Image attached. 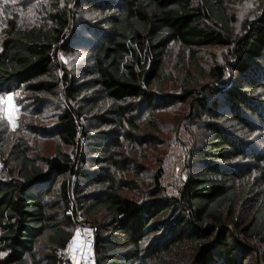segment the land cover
I'll return each mask as SVG.
<instances>
[{
  "label": "trees",
  "instance_id": "16d2710c",
  "mask_svg": "<svg viewBox=\"0 0 264 264\" xmlns=\"http://www.w3.org/2000/svg\"><path fill=\"white\" fill-rule=\"evenodd\" d=\"M56 2L18 0L26 7L22 19L15 13L6 17L0 28V93L26 85L24 89L41 100L57 96L62 88L74 105L58 116V142L77 147L74 154L57 147L52 156L38 161L25 141L11 143L17 170L9 171L8 181L0 180V264H38L30 258L40 238L54 248L47 264L69 263L71 258L58 254H65L74 237L78 213L86 219L101 216L98 226L86 232L93 235L97 264H243L242 251L253 245L261 252L260 262H255L264 264V163L256 169L239 162L263 158L248 149L244 137L264 126V114L255 104L264 89L258 73L264 61V2L261 13L239 32L225 0H117L107 7L98 3L107 30L86 68L87 81L78 87L66 71L58 77L52 68L56 52L74 36H67L73 30L72 12ZM216 46L227 49L223 62L200 65L195 50ZM173 47H178L176 68L182 72L192 65L198 72L178 74L180 94L169 100L190 101L202 109L200 116L211 120H201L202 133L186 165L200 168L187 173L178 196L167 197L161 195L160 170L148 186L149 179L119 161L120 139L105 131L88 134L78 120L94 110L100 125L138 132L137 105L139 111L155 108L158 100L164 107L174 103L152 93L163 89L170 77L166 70ZM199 77L205 82L199 83ZM211 89L221 95L214 96ZM82 90L87 97H80ZM81 138L88 144L89 159L78 155ZM127 173L137 176L133 186ZM255 173L261 179H254Z\"/></svg>",
  "mask_w": 264,
  "mask_h": 264
},
{
  "label": "rangeland",
  "instance_id": "374dc122",
  "mask_svg": "<svg viewBox=\"0 0 264 264\" xmlns=\"http://www.w3.org/2000/svg\"><path fill=\"white\" fill-rule=\"evenodd\" d=\"M0 0V28L5 26V19L7 16L15 13L18 18L24 14L26 7L18 3V0ZM27 2V0H24ZM45 0H42L44 2ZM196 1V0H195ZM117 0H59V7L72 12L74 16L72 21L73 30L67 32V36L74 33L70 39V44L62 46L56 52V61L52 68L55 74L59 77L65 71L69 74L71 83L78 87V85L87 81L86 68L92 62L94 50L107 30V18L99 9L101 3L104 6H113ZM264 0H225V4L236 16L235 29L237 32L241 31L243 24L246 21L253 20L261 13V7ZM49 9V8H48ZM46 10L43 11L45 15ZM178 47L172 48L171 63L169 64L166 73L170 75L169 79L164 82V87L161 90H152L154 97L162 95L165 100L171 99L172 95H179L181 86L180 81L176 80L178 74H182L189 69L195 76L198 72L197 66L193 68L192 65H185L182 72L176 68V50ZM227 53L224 47H210L207 49L195 50V57L197 62L202 66H210L214 63L223 62V58ZM65 68V70L63 69ZM259 75L264 78V61L259 63ZM185 77V76H184ZM186 79V77H185ZM199 83H204L203 77H199ZM188 82H192L193 78H187ZM193 83V82H192ZM26 85L12 89L10 92L0 93V98H4L0 102V180L8 181L11 178L10 172L16 173L17 166L14 161V153L11 150V143L22 140L25 141L30 154L38 161L42 157H50L54 154L58 147L63 152H70L74 154L77 146L69 147L59 144L57 135L58 116L66 109L72 106L63 93V89L57 92V96L46 95L41 100H37L30 92L25 90ZM83 86L78 88L82 89ZM215 95H221L219 91L211 89ZM92 91H88V95ZM159 93V94H158ZM85 91H81L82 98L87 97ZM11 96L9 101L7 98ZM201 97V96H200ZM98 101V100H97ZM174 102L167 106H163V101L158 100L160 104L155 105V108L147 109L140 107L138 111L134 112V120L139 124L138 132L133 133L131 128L125 127L124 130H114L116 127H109L108 125H100L99 120L93 118L94 110L87 112L84 118L79 121V128L84 127L86 133L97 134L100 131L109 132L113 139H117L119 143L118 148L122 151L119 161L128 163L134 173H139L141 178H147L150 181L147 185L151 186L153 174L157 170L162 173L161 177V195L167 197L178 196L182 182L185 180L188 172H195L200 168L199 165L194 167H187L189 164V153L194 141L197 139L202 131L200 127L204 125V121H210L211 117L207 115L200 116L198 105L192 104L190 101L185 103ZM256 107L264 114V89L260 91V100H256ZM81 98L78 100V105L84 104ZM73 109V108H72ZM11 117V119H10ZM202 117V119H201ZM204 120V121H201ZM250 121L256 123L255 119L250 118ZM119 136L120 138H117ZM243 137V134L240 135ZM247 143L251 145L250 150H256L260 157L259 162L241 160L242 165L247 167L252 166L258 169L263 167L264 163V126H259L251 137H244ZM141 143V144H140ZM77 145V144H76ZM197 145H202L201 143ZM133 148L132 151L129 150ZM131 151V152H130ZM78 155L88 158L91 153L88 151V144L82 138L78 141ZM238 160L232 161V163ZM90 162V161H89ZM85 168H89L88 162L82 163ZM259 173L253 174L254 179H261ZM129 185L133 186L137 176L130 173L125 174ZM146 184H142V189L146 190ZM133 189V188H132ZM139 199L144 198L141 194ZM241 216V215H240ZM90 219L80 213L77 214L76 223L74 226L73 246L70 249V254H62L64 260L67 256L74 259L78 263L79 257L75 256L77 253H88L92 250L89 245L84 242L80 230L79 222L82 221L87 226L85 230L91 231V228L101 220L99 214H95ZM77 224V225H76ZM230 225V224H229ZM231 226V225H230ZM259 246V243H255ZM253 245V244H252ZM54 253L53 246L45 239L40 238L34 248V258H30V262H37L38 264H47V257ZM260 251L253 246L242 251L244 256L243 264H257L260 262ZM4 253H0L2 258ZM81 259V258H80ZM255 259L257 262H255Z\"/></svg>",
  "mask_w": 264,
  "mask_h": 264
},
{
  "label": "built area",
  "instance_id": "2783aa9c",
  "mask_svg": "<svg viewBox=\"0 0 264 264\" xmlns=\"http://www.w3.org/2000/svg\"><path fill=\"white\" fill-rule=\"evenodd\" d=\"M86 226L83 222L79 221V230L83 235V240L85 243H87L92 249V253H82L81 259L78 261V264H95L96 256L95 252H93V247H94V240H93V235L90 233H86L87 231L85 230ZM73 246V239L67 244L66 252L67 254H70V249ZM66 264H73L72 260L69 263Z\"/></svg>",
  "mask_w": 264,
  "mask_h": 264
},
{
  "label": "crops",
  "instance_id": "0c3cea01",
  "mask_svg": "<svg viewBox=\"0 0 264 264\" xmlns=\"http://www.w3.org/2000/svg\"><path fill=\"white\" fill-rule=\"evenodd\" d=\"M75 256H78L79 257V260H80V258L82 257V253H77ZM70 258H71L73 264H78V263H75V261H74V259H72V257H70Z\"/></svg>",
  "mask_w": 264,
  "mask_h": 264
},
{
  "label": "snow or ice",
  "instance_id": "6c2138e0",
  "mask_svg": "<svg viewBox=\"0 0 264 264\" xmlns=\"http://www.w3.org/2000/svg\"><path fill=\"white\" fill-rule=\"evenodd\" d=\"M5 2L7 3V0H5ZM3 99H4V98H0V102H2V101H3ZM7 99L10 101V100L12 99V97H11V96H9ZM10 119H11V117H10Z\"/></svg>",
  "mask_w": 264,
  "mask_h": 264
},
{
  "label": "bare ground",
  "instance_id": "6f19581e",
  "mask_svg": "<svg viewBox=\"0 0 264 264\" xmlns=\"http://www.w3.org/2000/svg\"><path fill=\"white\" fill-rule=\"evenodd\" d=\"M66 248H67V245H66L65 250H64V253H65V254H67V252H66Z\"/></svg>",
  "mask_w": 264,
  "mask_h": 264
},
{
  "label": "water",
  "instance_id": "95a60500",
  "mask_svg": "<svg viewBox=\"0 0 264 264\" xmlns=\"http://www.w3.org/2000/svg\"><path fill=\"white\" fill-rule=\"evenodd\" d=\"M95 264H97V260L95 261Z\"/></svg>",
  "mask_w": 264,
  "mask_h": 264
}]
</instances>
